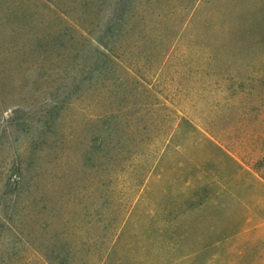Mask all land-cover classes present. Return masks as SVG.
<instances>
[{
	"label": "rangeland",
	"instance_id": "374dc122",
	"mask_svg": "<svg viewBox=\"0 0 264 264\" xmlns=\"http://www.w3.org/2000/svg\"><path fill=\"white\" fill-rule=\"evenodd\" d=\"M100 1L0 0V264H264V0Z\"/></svg>",
	"mask_w": 264,
	"mask_h": 264
},
{
	"label": "trees",
	"instance_id": "16d2710c",
	"mask_svg": "<svg viewBox=\"0 0 264 264\" xmlns=\"http://www.w3.org/2000/svg\"><path fill=\"white\" fill-rule=\"evenodd\" d=\"M103 5H106L103 0H101L99 4L95 5L97 6L96 9L98 12L103 11ZM131 7L132 6L130 0H127V2L123 0H118L117 3L108 4L104 10L103 15V17L107 15V21L102 25L104 34L108 32L116 34L123 33V28L125 27V19H128L127 17L132 16V13H130ZM78 47L81 48L82 45L79 44ZM250 163L252 164H250V167L255 172H260L261 170H264V155L253 158ZM260 177L264 180L263 172H260Z\"/></svg>",
	"mask_w": 264,
	"mask_h": 264
}]
</instances>
